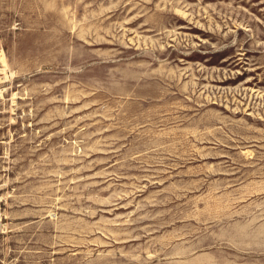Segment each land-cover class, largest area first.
Segmentation results:
<instances>
[{
	"label": "rangeland",
	"instance_id": "obj_1",
	"mask_svg": "<svg viewBox=\"0 0 264 264\" xmlns=\"http://www.w3.org/2000/svg\"><path fill=\"white\" fill-rule=\"evenodd\" d=\"M0 264H264V0H0Z\"/></svg>",
	"mask_w": 264,
	"mask_h": 264
}]
</instances>
